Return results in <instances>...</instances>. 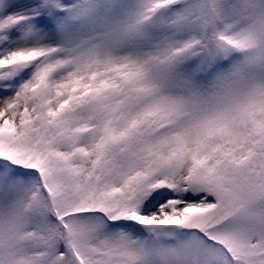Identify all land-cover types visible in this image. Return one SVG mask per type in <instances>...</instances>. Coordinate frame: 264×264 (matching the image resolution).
Masks as SVG:
<instances>
[{"label": "snow or ice", "instance_id": "1", "mask_svg": "<svg viewBox=\"0 0 264 264\" xmlns=\"http://www.w3.org/2000/svg\"><path fill=\"white\" fill-rule=\"evenodd\" d=\"M0 264H264V0H0Z\"/></svg>", "mask_w": 264, "mask_h": 264}]
</instances>
